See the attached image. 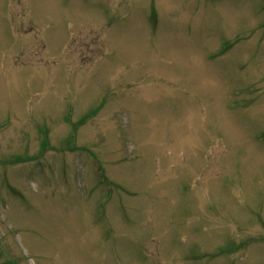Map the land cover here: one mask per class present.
Here are the masks:
<instances>
[{
	"label": "rangeland",
	"instance_id": "obj_1",
	"mask_svg": "<svg viewBox=\"0 0 264 264\" xmlns=\"http://www.w3.org/2000/svg\"><path fill=\"white\" fill-rule=\"evenodd\" d=\"M0 264H264V0H0Z\"/></svg>",
	"mask_w": 264,
	"mask_h": 264
}]
</instances>
